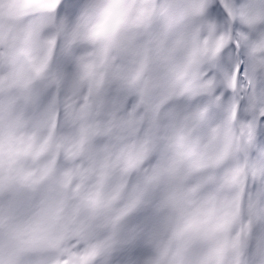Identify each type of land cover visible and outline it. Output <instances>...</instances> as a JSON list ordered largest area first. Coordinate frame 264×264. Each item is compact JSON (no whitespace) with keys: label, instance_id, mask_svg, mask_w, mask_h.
<instances>
[{"label":"snow or ice","instance_id":"6c2138e0","mask_svg":"<svg viewBox=\"0 0 264 264\" xmlns=\"http://www.w3.org/2000/svg\"><path fill=\"white\" fill-rule=\"evenodd\" d=\"M0 264H264V0H0Z\"/></svg>","mask_w":264,"mask_h":264}]
</instances>
